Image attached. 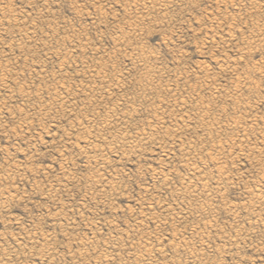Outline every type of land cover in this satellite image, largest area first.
I'll return each instance as SVG.
<instances>
[{
  "label": "rangeland",
  "instance_id": "rangeland-1",
  "mask_svg": "<svg viewBox=\"0 0 264 264\" xmlns=\"http://www.w3.org/2000/svg\"><path fill=\"white\" fill-rule=\"evenodd\" d=\"M154 1L0 0V264H264V0Z\"/></svg>",
  "mask_w": 264,
  "mask_h": 264
},
{
  "label": "bare ground",
  "instance_id": "bare-ground-1",
  "mask_svg": "<svg viewBox=\"0 0 264 264\" xmlns=\"http://www.w3.org/2000/svg\"><path fill=\"white\" fill-rule=\"evenodd\" d=\"M152 1H154V0H152ZM150 2H151V1H150ZM158 2H159V1H158ZM158 2H157V3H158ZM45 3H46V2H45ZM143 3H144V0H143ZM148 3H149V2H148ZM154 3H155V1H154ZM158 4H159V3H158ZM148 5H149V4H148ZM142 6H144V5H142ZM145 6H146V5H145ZM150 6H151V5H150ZM262 6H263V5H262ZM6 8H7V7H6ZM4 14H5V13H4ZM2 19H4V18H2ZM2 21H3V20H2ZM5 21H6V20H5ZM14 21H15V20H14ZM7 22H8V21H7ZM1 24H2V23H1ZM256 28H257V27H256ZM0 29H1V27H0ZM255 30H256V29H255ZM32 31H34V30H32ZM260 31H261V30H260ZM29 34H30V33H29ZM30 35H31V34H30ZM260 35H261V34H260ZM252 36H253V35H252ZM249 37H250V36H249ZM21 38H22V36H21ZM26 38H27V37H26ZM262 39H263V38H262ZM262 39H261V40H262ZM30 40H31V39H30ZM65 40H66V39H65ZM69 40H70V39H69ZM248 40H249V39H248ZM253 40H254V39H253ZM250 41H252V40H250ZM27 43H28V41H27ZM245 43H246V42H245ZM13 44H14V43H13ZM10 48H11V47H10ZM17 48H18V47H17ZM74 50H75V49H74ZM131 50H132V49H131ZM142 52H143V51H142ZM70 53H71V52H70ZM133 53H134V52H133ZM247 53H248V52H247ZM68 54H69V53H68ZM142 61H143V60H142ZM227 63H228V62H227ZM8 65H9V64H8ZM99 66H100V65H99ZM145 66H146V65H145ZM95 67H96V66H95ZM149 67H150V66H149ZM106 68H107V67H106ZM221 68H222V67H221ZM227 68H228V66H227ZM233 68H234V67H233ZM247 68H248V67H247ZM148 69H149V68H148ZM148 69H147V70H148ZM88 71H89V70H88ZM154 71H155V70H154ZM7 72H8V71H7ZM105 72H106V71H105ZM97 73H98V72H97ZM160 73H161V72H160ZM104 74H105V73H104ZM53 75H54V74H53ZM155 75H156V74H155ZM155 75H154V76H155ZM207 75H208V74H207ZM233 75H234V74H233ZM98 76H99V74H98ZM98 76H97V77H98ZM148 76H149V75H148ZM161 76H162V75H161ZM43 77H44V76H43ZM85 77H86V76H85ZM151 77H152V76H151ZM151 77H150V78H151ZM237 77H238V76H237ZM88 78H89V77H88ZM199 78H200V77H199ZM205 78H206V77H205ZM86 79H87V77H86ZM49 80H50V79H49ZM58 80H59V79H58ZM105 80H106V79H105ZM110 80H111V79H110ZM154 80H155V79H154ZM64 81H65V80H64ZM158 81H159V80H158ZM209 81H210V80H209ZM213 81H214V80H213ZM45 82H46V81H45ZM89 82H90V81H89ZM152 82H153V81H152ZM160 82H161V81H160ZM234 82H235V81H234ZM41 83H42V82H41ZM63 83H64V82H63ZM108 83H109V82H108ZM118 83H119V82H118ZM157 83H158V82H157ZM167 83H168V82H167ZM201 83H202V82H201ZM0 84H1V83H0ZM5 84H6V83H5ZM237 84H238V83H237ZM240 84H242V83H240ZM240 84H239V85H240ZM63 85H64V84H63ZM105 85H106V84H105ZM117 85H119V84H117ZM233 85H234V84H233ZM243 85H244V84H243ZM107 86H108V85H107ZM160 86H161V85H160ZM168 86H169V85H168ZM42 87H43V86H42ZM172 87H173V86H172ZM236 87L238 88V86H236ZM236 87H235V88H236ZM240 87H241V86H240ZM240 87H239V88H240ZM244 87H246V86H244ZM3 88H4V87H3ZM49 88H50V87H49ZM59 88H60V87H59ZM206 88H207V87H206ZM213 88H214V91H215V89L217 90V88H215V87H213ZM256 88H257V87H256ZM80 89H81V88H80ZM99 89H100V88H99ZM115 89H116V88H115ZM117 89H118V88H117ZM117 89H116V90H117ZM156 89H157V88H156ZM163 89H164V88H163ZM189 89H190V88H189ZM51 90H52V89H51ZM65 90H66V89H65ZM78 90H79V89H78ZM167 90H169V89H167ZM173 90H174V88H173ZM220 90H221V89H220ZM236 90H237V89H236ZM239 90H240V89H239ZM246 90H247V89H246ZM36 91H37V90H36ZM165 91H166V90H165ZM170 91H171V90H170ZM195 91H196V90H195ZM218 91H219V90H218ZM237 91H238V90H237ZM112 92H113V91H112ZM223 92H224V91H223ZM226 92H227V91H226ZM44 93H45V92H44ZM87 93H88V92H87ZM140 93H141V92H140ZM215 93H217V92H215ZM46 94H47V93H46ZM58 94H59V93H58ZM116 94H117V93H116ZM142 94H143V92H142ZM229 94H230V93H229ZM22 95H24V94H22ZM28 95H29V94H28ZM56 95H57V94H56ZM59 95H60V94H59ZM191 95H192V94H191ZM212 95H213V94H212ZM24 96H25V95H24ZM26 96H27V95H26ZM227 96H228V95H227ZM232 96H233V95H232ZM46 97H47V96H46ZM74 97H75V96H74ZM173 97H175V96H173ZM36 98H37V97H36ZM89 98H90V97H89ZM146 98H147V97H146ZM229 98H230V97H229ZM241 98H242V97H241ZM50 99H51V98H50ZM63 99H64V98H63ZM65 99H66V98H65ZM77 99H78V97H77ZM177 99H178V98H177ZM177 99H176V100H177ZM237 99H238V98H237ZM130 100H131V99H130ZM154 100H155V99H154ZM91 101H92V100H91ZM172 101H173V100H172ZM174 101H175V100H174ZM47 102H48V101H47ZM62 102H63V101H62ZM148 102H149V101H148ZM238 102H239V101H238ZM243 102H244V101H243ZM119 103H120V102H119ZM156 103H157V102H156ZM183 103H184V100H183ZM50 104H51V103H50ZM64 104H65V103H64ZM177 104H179V103H177ZM244 104H245V103H244ZM43 105H44V104H43ZM43 105H42V106H43ZM87 105H88V104H87ZM100 105H101V104H100ZM120 105H122V104H120ZM152 105H153V104H152ZM42 106H40V107H41V110L43 111V107H42ZM45 106H46V105H45ZM67 106H68V105H67ZM130 106H131V105H130ZM153 106H154V105H153ZM217 106H218V105H217ZM236 106H237V105H236ZM115 107L118 108L117 106H115ZM128 107H129V105H128ZM134 107H135V106H133V109H134ZM151 107H152V106H151ZM160 107H161V106H160ZM245 107H246V106H245ZM126 108H127V107H126ZM130 108H131V110H132V107H130ZM220 108H221V107H220ZM58 109H59V108H58ZM73 109H74V108H73ZM114 109H115V108H114ZM139 109H140V108H139ZM158 109H159V108H158ZM184 109H185V108H184ZM222 109H223V108H221L220 110H222ZM247 109H249V108H247ZM59 110H60V109H59ZM65 110H66V109H65ZM69 110H70V109H69ZM71 110H72V109H71ZM81 110H82V109H81ZM112 110H113V109H112ZM119 110H120V109H119ZM129 110H130V109H129ZM153 110H154V109H153ZM180 110H181V109H180ZM188 110H190V109H188ZM33 111H34V110H33ZM103 111H105V110H103ZM116 111H117V110H116ZM116 111H115V112H116ZM121 111H122V110H121ZM127 111H128V110H127ZM127 111H126V113H127ZM132 111H133V110H132ZM224 111H225V110H224ZM224 111H223V112H224ZM228 111H229V110H228ZM234 111H235V110H234ZM101 112H102V111H101ZM109 112H110V111H109ZM109 112H108V113H109ZM113 112H114V111H113ZM113 112H112V113H113ZM129 112H131V111H129ZM135 112H136V110H135ZM153 112H154V111H153ZM163 112H165V111H163ZM163 112H162V113H163ZM38 113H39V112H38ZM82 113H83V112H82ZM98 113H99V112H98ZM98 113H97V114H98ZM231 113H232V112H231ZM40 114H41V113H40ZM40 114H39V115H40ZM95 114H96V113H95ZM122 114H123V113H122ZM124 114H125V112H124ZM127 114H128V113H127ZM127 114H126V115H127ZM129 114H130V113H129ZM210 114H211V113H210ZM235 114H236V113H235ZM45 115H46V114H45ZM105 115H106V114H105ZM107 115H108V114H107ZM107 115H106V116H107ZM110 115H111V114H110ZM116 115H118V114H116ZM134 115H135V114H134ZM165 115H166V114H165ZM223 115H224V114H223ZM27 116H28V115H27ZM35 116H36V115H35ZM37 116H38V114H37ZM37 116H36V117H37ZM102 116H104V115H102ZM122 116H123V115H122ZM124 116H125V115H124ZM182 116H183V115H182ZM233 116H234V115H233ZM30 117H31V116H30ZM93 117H94V116H92V118H93ZM108 117H109V115H108ZM108 117H106V118L108 119ZM115 117H116V116H115ZM130 117H131V115H130ZM167 117H168V116H167ZM180 117H181V115H180ZM187 117H188V116H187ZM196 117H197V116H196ZM230 117H231V116H230ZM19 118H20V117H19ZM39 118H40V117H39ZM41 118H42V117H41ZM95 118H97V117H95ZM113 118H114V117H113ZM126 118H127V116H126ZM126 118H125V119H126ZM131 118H132V117H131ZM188 118H189V117H188ZM198 118H199V117H198ZM217 118H218V117H217ZM217 118H216V119H217ZM232 118H233V117H232ZM79 119H80V118H79ZM85 119H87V118H85ZM99 119H100V118H99ZM109 119H110V118H109ZM109 119H108V120H109ZM119 119H120V118H119ZM121 119H122V118H121ZM129 119H130V118H128V121H129ZM154 119H155V118H154ZM186 119H187V118H186ZM203 119H204V118H203ZM212 119H213V118H212ZM227 119H228V118H227ZM233 119H234V118H233ZM18 120H19V119H18ZM26 120H27V119H26ZM28 120H30V119H28ZM89 120H90V119H89ZM104 120H106V119H104ZM111 120H112V119H111ZM113 120H114V119H113ZM130 120H132V119H130ZM179 120H181V119H179ZM192 120H193V119H192ZM219 120H220V119H219ZM238 120L240 121V119H237L236 121H238ZM93 121H94V120H93ZM93 121H91V122H93ZM95 121H97V120H95ZM123 121H124V120H123ZM123 121H122V122H123ZM160 121H161V120H160ZM170 121H171V120H170ZM189 121H190V120H189ZM203 121H204V120H203ZM225 121H226V120H225ZM231 121H232V120H231ZM233 121H235V119H234ZM83 122H84V120H83ZM85 122L87 123V121H85ZM91 122H90V123H91ZM97 122H100V121H97ZM109 122H110V120H109ZM116 122H117V121H115V124L117 125ZM178 122H179V121H178ZM180 122H181V121H180ZM201 122H202V121H201ZM209 122H210V121H209ZM255 122H256V121H255ZM261 122L263 123L264 121H261ZM78 123H79V122H78ZM102 123H104V121H103ZM112 123H113V121H112ZM192 123H193V122H192ZM197 123H198V122H197ZM226 123H227V122H226ZM239 123H240V122H239ZM79 124H81V122H80ZM84 124H85V123H84ZM96 124H97V123H96ZM96 124H94V125H96ZM100 124H101V123H100ZM109 124H110V125H113V124H111V123H109ZM115 124H114V126H115ZM118 124H119V123H118ZM120 124H121V123H120ZM124 124H127V120H126V123H124ZM124 124H123V125H124ZM141 124H143V123H141ZM147 124H149V123H147ZM173 124H174V123H173ZM205 124H206V123H205ZM222 124H223V123H222ZM236 124H237V123H236ZM85 125H86V124H85ZM85 125H84V126H85ZM132 125H133V124H132ZM143 125H144V124H143ZM164 125H165V124H164ZM174 125H175V124H174ZM198 125H199V124H198ZM209 125H210V124H209ZM240 125H241V124H240ZM240 125H239V126H240ZM81 126H82V125H81ZM114 126H112V127H114ZM119 126H121V125H119ZM141 126H142V125H141ZM144 126H145V125H144ZM144 126H143V127H144ZM190 126H191V125H190ZM211 126H212V125H211ZM230 126H231V125H229V127H230ZM75 127H77V126H75ZM79 127H80V126H78L77 128H79ZM88 127H89V126H88ZM98 127H99V126H98ZM104 127L106 128L107 126H104ZM104 127H103V129H104ZM112 127H111V128H112ZM117 127H118V125H117ZM126 127H127V126H126ZM148 127H149V126H148ZM161 127H162V126H161ZM176 127H177V126H176ZM212 127H213V126H212ZM215 127H216V126H215ZM240 127H242V126H240ZM251 127L254 129V125H252ZM80 128H81V127H80ZM80 128H79V129H80ZM93 128H94V127H93ZM99 128H100V127H99ZM111 128H110V129H111ZM114 128H115V127H114ZM144 128H145V127H144ZM153 128H154V127H153ZM162 128H163V127H162ZM174 128H175V127H174ZM204 128H205V127H204ZM226 128H227V127H226ZM252 128H251V129H252ZM84 129H85V127H84ZM91 129H92V128H91ZM125 129H126V128H125ZM192 129H193V128H192ZM207 129H208V128H207ZM212 129H213V128H212ZM215 129H216V128H215ZM235 129H236V128H235ZM237 129H238V127H237ZM241 129H242V128H241ZM87 130H88V129H87ZM95 130H96V129H95ZM213 130H214V129H213ZM229 130H230V129H229ZM244 130H245V128H244ZM79 131H81V130H79ZM79 131H78V132H79ZM88 131H89V130H88ZM107 131H109V130H107ZM126 131H127V130H126ZM161 131H162V130H161ZM187 131H188V130H187ZM237 131H238V130H237ZM251 131H254V130H251ZM259 131H260V130H259ZM262 131H263V130H262ZM84 132H85V131H84ZM86 132H87V131H86ZM89 132H90V131H89ZM89 132H87V133L89 134ZM91 132H93V130H92ZM95 132H96V131H95ZM101 132H102V131H101ZM101 132H100V134H101ZM103 132H104V130H103ZM123 132H124V131H123ZM131 132H132V131H131ZM157 132H158V131H157ZM169 132H170V131H169ZM181 132H182V131H181ZM243 132H244V131H243ZM247 132H248V131H247ZM247 132H246V133H247ZM105 133H106V131H105ZM107 133H108V132H107ZM107 133H106V134H107ZM121 133H122V131H121ZM155 133H156V132H155ZM174 133H175V132H174ZM174 133H173V134H174ZM236 133H237V132H236ZM251 133H252V132H251ZM82 134H83V133H82ZM98 134H99V131H98ZM102 134H103V133H102ZM108 134H110V132H109ZM117 134H119V132H117ZM117 134H116V135H117ZM137 134H139V133H137ZM152 134H153V133H152ZM156 134H157V133H156ZM191 134H192V133H191ZM212 134H213V133H212ZM237 134H238V133H237ZM258 134H260V133H258ZM92 135H93V134L90 133V136H92ZM132 135H133V134H132ZM202 135H203V134H202ZM88 136H89V135H88ZM90 136H89V137H90ZM96 136H97V133H96ZM99 136H100V135H98V137H99ZM108 136H109V135H108ZM110 136H112V134H111ZM110 136H109V137H110ZM117 136H118V135H117ZM121 136H122V135H121ZM121 136H119V137H121ZM123 136H124V135H123ZM125 136H126V135H125ZM146 136H147V135H146ZM234 136H235V135H234ZM103 137H106V135L103 136ZM113 137H114V136H113ZM129 137H130V136H129ZM131 137H133V136H131ZM131 137H130L129 140H131ZM136 137H137V136H136ZM142 137H143V136H142ZM155 137H156V136H155ZM96 138H97V137H96ZM114 138H115V137H114ZM121 138H125V137H121ZM133 138H134V137H133ZM133 138H132V140H133ZM146 138H147V137H146ZM195 138H196V137H195ZM244 138H245V137H244ZM92 139H93V137H92ZM97 139H98V138H97ZM97 139H96V140H97ZM101 139H102V138H101ZM103 139H104V138H103ZM110 139H111V138H110ZM112 139H113V138H112ZM204 139H205V138H204ZM224 139H225V138H224ZM228 139H229V138H228ZM237 139H238V138H237ZM104 140H105V139H104ZM104 140H103V141H104ZM114 140H115V139H113L112 141H114ZM122 140H126V139H122ZM143 140H144V139H143ZM149 140H150V139H149ZM233 140H234V139H232V141H233ZM240 140H242V139L240 138ZM97 141H100V140H97ZM101 141H102V140H101ZM119 141H120V140H119ZM126 141H127V140H126ZM261 141H262V140H261ZM84 142H85V141H84ZM92 142H93V141H92ZM105 142H106V140H105ZM105 142H103V143H105ZM109 142H110V141H109ZM114 142H115V141H114ZM131 142H132V141H131ZM131 142H128V143H129L128 145H130ZM204 142H205V141H204ZM225 142H226V141H225ZM106 143H107V142H106ZM120 143H121V142H120ZM123 143H124V141L122 142V147H123ZM156 143H157V142H156ZM158 143H160V142H158ZM177 143H178V142H177ZM189 143H190V142H189ZM215 143H216V141H215ZM256 143H257V142H256ZM101 144H102V143H101ZM110 144H113V142L110 143ZM116 144H119L118 141H117ZM173 144H175V143H173ZM192 144H193V143H192ZM192 144H190V145H192ZM242 144H243V143H242ZM242 144H241V145H242ZM259 144H260V143H259ZM263 144H264V142H263ZM90 145H91V144H90ZM93 145H94V144H93ZM105 145H106V144H105ZM125 145H126V144H125ZM125 145H124V146H125ZM181 145H182V144H181ZM190 145H189V146H190ZM198 145H199V144H198ZM227 145H228V144H227ZM108 146H109V145H108ZM110 146H111V145H110ZM116 146H117V145H116ZM140 146H141V145H140ZM164 146H165V145H164ZM187 146H188V145H187ZM200 146H201V145H200ZM243 146H244V145H243ZM263 146H264V145H263ZM92 147H93V146H92ZM118 147H120V146L118 145ZM125 147H126V146H125ZM128 147H129V146H128ZM182 147H183V146H182ZM184 147H185V146H184ZM184 147H183V148H184ZM95 148H96V146H95ZM129 148H130V147H129ZM201 148H202V147H201ZM236 148H237V147H236ZM109 149H110V148H109ZM162 149H163V148H162ZM184 149H185V148H184ZM204 149H205V148H204ZM116 150H117V149H116ZM188 150H189V148H188ZM200 150H201V149H200ZM219 150H221V149H219ZM222 150H223V149H222ZM224 150H225V149H224ZM224 150H223V151H224ZM240 150H241V149H240ZM253 150H254V149H253ZM261 150H262V149H261ZM133 151H134V149H133ZM166 151H168V149H167ZM202 151H204V150H202ZM223 151H222V152H223ZM254 151H255V150H254ZM188 152H189V151H188ZM193 152H194V151H193ZM186 153H187V152H186ZM221 154H223V153H221ZM244 155H245V154H244ZM248 155H249V154H248ZM109 156H110V155H109ZM183 156H184V155H183ZM224 156H225V155H224ZM104 157H105V156H104ZM106 157H107V156H106ZM209 157H210V156H209ZM194 158H195V157H194ZM210 158H211V157H210ZM210 158H209V159H210ZM101 159H102V158H101ZM192 159H193V158H191V160H192ZM213 159H215V158H213ZM98 160H99V159H98ZM220 160H221V159H220ZM220 160H219V161H220ZM104 161H105V160H104ZM91 163H92V162H91ZM213 163H214V162H213ZM220 163H221V162H220ZM107 164H108V163H107ZM187 164H188V163H187ZM219 165H220V164H219ZM16 166H17V165H16ZM218 168H219V167H218ZM100 170H101V169H100ZM190 170H191V169H190ZM218 171H219V170H218ZM197 172H198V171H197ZM219 172H220V171H219ZM96 173H97V171H96ZM163 175H164V174H163ZM204 175H205V174H204ZM198 176H199V175H198ZM198 176H197V177H198ZM201 176H202V175H201ZM206 176H209V174L206 175ZM99 177H100V176H99ZM202 177H203V176H202ZM200 178H201V177H200ZM203 178H204V177H203ZM208 178H209V177H208ZM226 178H228V177H226ZM104 179H105V178H104ZM217 179H218V178H217ZM99 180H100V179H99ZM219 180H220V179H219ZM101 181H102V180H101ZM112 181H113V180H112ZM198 181H200V180H198ZM198 181H197V182H198ZM205 181H206V180H205ZM205 181H204V182H205ZM207 181H208V180H207ZM195 182H196V181H195ZM197 182H196V183H197ZM204 182H203V183H204ZM211 182H212V180H211ZM211 182H210V183H211ZM113 183H114V182H113ZM198 183H199V182H198ZM262 183H263V182H262ZM108 184H109V183H108ZM214 184H215V183H214ZM214 184H213V185H214ZM260 184H261V183H260ZM191 185H192V184H191ZM200 185H201V184H200ZM262 185H263V184H262ZM107 186H110V184L107 185ZM113 186H114V185H113ZM215 186H216V185H215ZM259 186H260V185H259ZM114 187H115V186H114ZM201 187H202V186H201ZM213 187H214V186H213ZM107 188H108V187H107ZM111 188H112V186H111ZM111 188H110V189H111ZM205 188H206V185H205ZM186 189H188V188H186ZM253 189H254V188H253ZM256 190H257V189H256ZM261 190H262V189H261ZM191 191H192V190H191ZM249 191H250V190H249ZM211 192H212V191H211ZM258 192H259V190H258ZM118 193H119V192H118ZM118 193H117V194H118ZM254 193H255V192H254ZM215 194H216V193H215ZM195 195H196V194H195ZM249 195H250V194H249ZM257 195H258V194H257ZM259 195H260V194H259ZM263 195H264V194H263ZM205 196H206V195H205ZM207 196H208V195H207ZM211 196H212V195H211ZM1 197H2V196H1ZM4 197H5V196H4ZM221 197H222V195H221ZM255 197H256V196H255ZM263 197H264V196H263ZM2 198H3V197H2ZM5 198H6V197H5ZM217 199H218V198H217ZM210 200H211V199H210ZM259 200H260V199H259ZM255 201H256V200H255ZM4 202H5V201H4ZM249 202H250V201H249ZM249 202H248V203H249ZM257 202H258V201H257ZM250 203H251V202H250ZM263 203H264V202H263ZM261 204H262V203H261ZM0 205H1V204H0ZM203 205H204V204H203ZM236 206H237V205H236ZM236 206H235V207H236ZM251 206H252V205H251ZM259 206H260V205H259ZM204 207H206V206H204ZM243 207H244V206H243ZM257 207H258V206H257ZM260 207H261V206H260ZM166 209H167V208H166ZM166 209H165V210H166ZM209 209H210V208H209ZM243 209H244V208H243ZM207 210H208V209H207ZM260 211H261V210H260ZM182 212H183V211H182ZM188 212H189V211H188ZM250 212H251V211H250ZM168 213H169V212H168ZM203 213H205V212H203ZM253 215H254V214H253ZM257 215H258V214H257ZM205 216H206V215H205ZM181 217H182V216H181ZM259 217H260V216H259ZM256 219H257V218H256ZM258 219H259V218H258ZM256 221H257V220H256ZM210 225H212V224H210ZM263 227H264V226H263ZM210 228H212V227H210ZM206 229H207V228H206ZM196 230H197V229H196ZM199 230H200V228H199ZM207 230H208V229H207ZM200 232H201V231H200ZM200 232H199V233H200ZM216 233H217V232H216ZM219 233H220V232H219ZM194 234H195V233H194ZM217 234H218V233H217ZM239 235H240V234H239ZM194 236H195V235H194ZM201 236H202V235H201ZM236 236H237V235H236ZM201 239H202V238H201ZM203 239H204V238H203ZM148 240H149V239H148ZM149 241H150V240H149ZM153 241H154V240H153ZM118 242H119V241H118ZM145 242H146V241H145ZM160 243H161V242H160ZM172 243H173V242H172ZM164 244H165V243H164ZM174 244H175V243H174ZM202 244H203V243H202ZM88 245H89V244H88ZM140 245H142V244H140ZM148 245H150V244H148ZM171 245H172V244H171ZM152 246H153V245H152ZM156 246H157V245H156ZM202 246H203V245H202ZM153 247H155V246H153ZM205 247H206V246H205ZM87 248H88V247H87ZM138 248H139V247H138ZM182 248H183V247H182ZM182 248H181V249H182ZM115 251H117V250H115ZM113 252H114V251H113ZM145 252H146V251H145ZM149 252H150V250H149ZM149 252H148V254H149ZM154 252H155V251H154ZM176 252H177V251H176ZM143 253H144V252H143ZM143 253H142V255L144 256ZM104 254H105V253H104ZM131 255H132V254H131ZM134 255H135V254H134ZM142 255H141V257L143 258ZM152 255H153V254H152ZM139 256H140V255H139ZM101 257H103V256H101ZM106 257H107V256H106ZM144 257H145V256H144ZM149 257H150V255H149ZM190 257H191V256H190ZM98 258H99V257H98ZM134 258H135V257H134ZM139 258H140V257H139ZM152 258H153V257H152ZM194 258H195V257H194ZM99 259H100V258H99ZM101 259H102V258H101ZM101 259H100V260H101ZM106 259H107V258H106ZM106 259H105V260H106ZM130 259H131V258H130ZM148 259H149V258H148ZM161 259H162V258H161ZM111 260H112V259H111ZM156 260H157V259H156ZM162 260H163V259H162ZM171 260H172V259H171ZM191 260H192V259H191ZM129 261H130V260H129ZM194 261H195V260H194ZM107 262H108V261H107ZM122 262H123V261H122ZM130 263H131V262H130ZM130 263H129V264H130ZM199 263H200V262H199ZM199 263H198V264H199ZM177 264H178V263H177ZM179 264H181V263H179Z\"/></svg>",
  "mask_w": 264,
  "mask_h": 264
}]
</instances>
